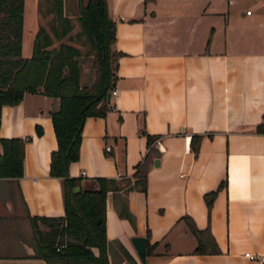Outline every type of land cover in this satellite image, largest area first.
<instances>
[{"label":"crops","instance_id":"crops-1","mask_svg":"<svg viewBox=\"0 0 264 264\" xmlns=\"http://www.w3.org/2000/svg\"><path fill=\"white\" fill-rule=\"evenodd\" d=\"M106 1L114 20L112 46L121 51L112 85L117 91L103 115L84 118L69 171L83 188L97 187L99 175L119 184L105 197L109 264L131 260L127 253L139 261L133 234L155 242L144 264H260L264 0H249L244 8L233 0ZM25 15L26 0L22 53L29 55L37 29L29 42ZM53 99L39 88L2 105L0 134L23 136L25 144L23 173L0 175L17 188L16 198L0 188V213L64 212L62 178L49 172L57 146ZM192 133L199 134L195 149ZM144 156L142 188L134 170ZM127 181L134 185L125 188ZM214 188L208 208L204 192ZM122 201L132 219L118 212ZM183 215L208 226L217 251H192L196 236ZM22 244L19 251H0V264H49Z\"/></svg>","mask_w":264,"mask_h":264},{"label":"trees","instance_id":"trees-1","mask_svg":"<svg viewBox=\"0 0 264 264\" xmlns=\"http://www.w3.org/2000/svg\"><path fill=\"white\" fill-rule=\"evenodd\" d=\"M76 6L78 27L72 32L75 23L64 10V0H49L50 29L40 24L31 53L24 55L25 0H0V122L2 105L19 102L26 90L41 88L54 97L51 117L57 146L51 150L49 172L62 178L65 209L61 214L28 212L25 219L31 226L32 254L44 257L49 264H109L105 197L107 189H116L119 184L113 177L99 175L97 187L75 189L80 177L70 174L69 165L78 156L84 118L103 115L109 107L106 92L114 83L116 60L121 51L112 46L114 20L108 12L107 1L76 0ZM86 56L91 57L93 74L89 81H82L81 61ZM151 136L147 134V141ZM198 136V133L191 134L190 145L194 149ZM24 144L23 136L0 134V175L23 173ZM134 173L135 184L144 188L145 156L136 163ZM127 182L125 188L134 185ZM214 192L215 188L204 192L208 208ZM118 212L133 218L124 201ZM183 217L196 236L192 251L218 250L208 226L199 227L190 216ZM39 220L47 228H41ZM154 244L146 238V253ZM260 264H264V257Z\"/></svg>","mask_w":264,"mask_h":264},{"label":"rangeland","instance_id":"rangeland-1","mask_svg":"<svg viewBox=\"0 0 264 264\" xmlns=\"http://www.w3.org/2000/svg\"><path fill=\"white\" fill-rule=\"evenodd\" d=\"M49 0H26V30L28 34V41L33 36L35 29L40 24H44L48 29H50V17L52 12L47 10V4ZM233 6L235 4L238 6L242 4L243 8L245 6L251 7L249 0H233ZM76 0H64V10L68 13L75 25L72 32L78 27L76 19ZM24 49L26 50L25 42ZM81 75L82 81H89L92 78L93 67L91 65V57L86 56L81 61ZM12 185V188H11ZM0 188L5 189L7 192L12 190V195L14 198L17 197V188L11 179L0 178ZM21 212L15 211H3L0 213V251H19L24 249L23 241H26L31 245L33 240L32 231L30 223L23 216ZM39 225L41 228H47V224L39 220ZM24 246V247H23ZM123 264H144L139 258L138 262H132L129 258Z\"/></svg>","mask_w":264,"mask_h":264},{"label":"water","instance_id":"water-1","mask_svg":"<svg viewBox=\"0 0 264 264\" xmlns=\"http://www.w3.org/2000/svg\"><path fill=\"white\" fill-rule=\"evenodd\" d=\"M110 97V89L107 90L106 92V100H108ZM1 156H0V161H1ZM79 185H75V189H78ZM131 241L132 244L134 245L136 252L139 256V258L144 262L145 260V253H146V237L144 234H133L131 236Z\"/></svg>","mask_w":264,"mask_h":264},{"label":"built area","instance_id":"built-area-1","mask_svg":"<svg viewBox=\"0 0 264 264\" xmlns=\"http://www.w3.org/2000/svg\"><path fill=\"white\" fill-rule=\"evenodd\" d=\"M116 91H117V87L113 86V87L110 89V94H111V93H116ZM105 147H106V148H109V145L106 144ZM243 253H244L245 255L249 256V257H252V256H253V253L248 252V251H245V252H243Z\"/></svg>","mask_w":264,"mask_h":264}]
</instances>
